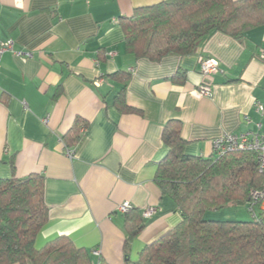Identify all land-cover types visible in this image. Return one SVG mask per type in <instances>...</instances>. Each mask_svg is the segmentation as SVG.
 <instances>
[{
	"label": "crops",
	"instance_id": "crops-1",
	"mask_svg": "<svg viewBox=\"0 0 264 264\" xmlns=\"http://www.w3.org/2000/svg\"><path fill=\"white\" fill-rule=\"evenodd\" d=\"M163 1L0 0V43L32 55L1 58L0 179L44 178L49 218L35 249L64 236L92 264L136 261L181 221L154 183L167 152L163 127L179 122L183 153L202 158L224 134L264 133V26L239 40L216 33L187 56L136 59L125 51L122 20ZM200 58L217 61L219 72L202 76ZM200 85L210 96L193 93ZM119 93L130 112L115 105ZM73 127L82 138L67 149L62 138ZM123 203L143 224L134 237L117 212ZM146 208L155 211L145 218ZM245 209L206 218L249 221Z\"/></svg>",
	"mask_w": 264,
	"mask_h": 264
},
{
	"label": "trees",
	"instance_id": "trees-1",
	"mask_svg": "<svg viewBox=\"0 0 264 264\" xmlns=\"http://www.w3.org/2000/svg\"><path fill=\"white\" fill-rule=\"evenodd\" d=\"M262 26L264 0H166L135 9L122 20L125 51L153 62L190 55L216 33L239 40ZM118 75L128 77L123 72ZM115 105L120 111H131L121 93ZM81 138L73 127L62 140L72 149ZM161 140L167 152L157 165L154 183L162 198L173 203L181 221L145 246L136 261L126 257L125 264H264V208L251 199V192H264L255 154L186 155L177 121L163 127ZM232 207H245L252 219L206 218L208 213ZM131 212L125 224L134 237L143 224ZM48 218L41 175L0 179V264H92L88 253L64 236L35 249V238Z\"/></svg>",
	"mask_w": 264,
	"mask_h": 264
},
{
	"label": "built area",
	"instance_id": "built-area-1",
	"mask_svg": "<svg viewBox=\"0 0 264 264\" xmlns=\"http://www.w3.org/2000/svg\"><path fill=\"white\" fill-rule=\"evenodd\" d=\"M10 52L17 57L31 58L30 53H22L14 50L13 42L0 43V62L3 54ZM259 59L264 62V52L259 56ZM98 65V64H96ZM199 72L202 76H213L219 72V64L213 59L200 58L198 60ZM197 97H208L211 94L210 87L207 85H200L198 90L193 92ZM257 112L264 113V109L257 107ZM82 133V132H80ZM212 149L214 155L221 156L224 153L234 151H248L255 154L259 172L264 176V133L261 134H224L222 137L212 141ZM70 155L69 150L66 151ZM251 199L253 203L260 201L261 207L264 208V192H251ZM132 210L129 203H123L117 207V212L127 214ZM154 208H146L143 210V217H149L154 213Z\"/></svg>",
	"mask_w": 264,
	"mask_h": 264
},
{
	"label": "rangeland",
	"instance_id": "rangeland-1",
	"mask_svg": "<svg viewBox=\"0 0 264 264\" xmlns=\"http://www.w3.org/2000/svg\"><path fill=\"white\" fill-rule=\"evenodd\" d=\"M236 208H238V207H236ZM236 208H234V209L230 208V209H226V210H235ZM245 210L247 211V215H248L249 220H251L252 219L251 213H249V211L247 209H245ZM224 212H225L224 214H228L227 212H230V211H224ZM235 221H239V220H235ZM241 221H244V220H241Z\"/></svg>",
	"mask_w": 264,
	"mask_h": 264
}]
</instances>
